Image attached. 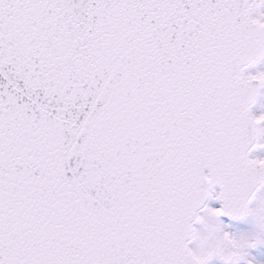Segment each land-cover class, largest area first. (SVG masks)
Instances as JSON below:
<instances>
[{"label":"snow or ice","instance_id":"6c2138e0","mask_svg":"<svg viewBox=\"0 0 264 264\" xmlns=\"http://www.w3.org/2000/svg\"><path fill=\"white\" fill-rule=\"evenodd\" d=\"M0 264H264V0H0Z\"/></svg>","mask_w":264,"mask_h":264}]
</instances>
